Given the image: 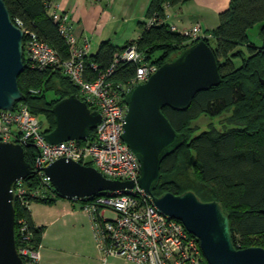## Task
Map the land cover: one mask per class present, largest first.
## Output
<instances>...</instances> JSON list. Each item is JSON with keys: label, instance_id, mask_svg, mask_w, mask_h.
<instances>
[{"label": "trees", "instance_id": "16d2710c", "mask_svg": "<svg viewBox=\"0 0 264 264\" xmlns=\"http://www.w3.org/2000/svg\"><path fill=\"white\" fill-rule=\"evenodd\" d=\"M3 1L13 21L23 30L37 34L54 47L62 59L69 57L68 47L44 0ZM185 1L151 0L146 19L139 22L141 35L138 39L122 47L103 42L97 53L89 55L87 64L99 66L96 72L89 70L91 77L96 78L100 71L111 67L116 55L133 44L146 61L161 67L199 42H188L181 32L172 31V25L168 23L167 10ZM167 3L170 5L168 9L165 8ZM153 16L158 18V24L148 28L146 20ZM257 26L260 45L253 43L249 35L250 30ZM203 40L215 52L222 81L219 86L198 93L187 109H163L174 128L184 133L186 138L163 161L161 179L154 194L194 192L204 202L217 201L229 216L236 248H264V0H231L230 7L220 14L219 25L211 38ZM25 41L26 37L24 44ZM157 52L160 57L153 60ZM238 60L240 66L236 65ZM24 62L25 70L18 79L24 99L19 103L26 105L38 117L45 134L50 133L56 128L52 112L54 106L73 95L83 98L60 68L32 69L27 64L26 53ZM136 68L132 62H120L111 78L130 81L135 77ZM49 93L53 94L50 99ZM202 115L225 117L221 120L222 127L211 124L207 131L193 136L191 123ZM94 135L95 129L91 130L90 138L93 139ZM36 156L33 146L25 148L26 160L33 168ZM181 164L185 167L191 165L196 181L183 174L179 169ZM25 183L28 187H37L40 178L33 174ZM55 194L56 198L34 199L33 202L53 204L61 198L57 191ZM19 217H25L29 223L31 246L40 248L46 228L36 226L30 208H24L16 201V223ZM16 237L19 246L17 227ZM203 264L208 263L204 260Z\"/></svg>", "mask_w": 264, "mask_h": 264}, {"label": "water", "instance_id": "95a60500", "mask_svg": "<svg viewBox=\"0 0 264 264\" xmlns=\"http://www.w3.org/2000/svg\"><path fill=\"white\" fill-rule=\"evenodd\" d=\"M24 30L16 24L5 2L0 0V110L13 111L24 99L18 79L24 72ZM214 50L201 40L162 65L150 79L130 89L125 96L128 112L122 139L141 164L138 186L153 198L164 214L183 223L200 241L208 264H264V248L238 249L234 245L230 219L217 201L204 202L194 192L156 196L163 161L184 142L163 113L165 107L187 109L200 92L221 84ZM56 128L46 134L50 144L86 140L101 123V113L73 95L52 110ZM30 147V146H29ZM44 171L61 198H89L105 191L133 189L134 181L112 180L95 167L71 159H59ZM35 174L17 143H0V264H25L16 237L17 182Z\"/></svg>", "mask_w": 264, "mask_h": 264}, {"label": "built area", "instance_id": "2783aa9c", "mask_svg": "<svg viewBox=\"0 0 264 264\" xmlns=\"http://www.w3.org/2000/svg\"><path fill=\"white\" fill-rule=\"evenodd\" d=\"M112 1L109 0L110 3ZM44 2L68 47L69 57L62 59L58 51L37 34L24 30L27 64L41 71L60 68L92 110L101 113L102 119L93 139L89 136L86 140L53 145L46 140L38 117L23 103L18 102L13 111L0 110V143L13 142L24 148L33 146L37 151L33 169L40 178V184L28 187L25 180L17 182L14 187L16 201L20 206L30 208L34 199L56 198V189L44 168L59 159L93 166L109 179L136 183L135 188L129 190L105 191L89 198L68 199L73 206H80L92 217L100 260L104 264L111 258H122L135 264H203L205 257L198 238L189 233L182 222L161 212L153 198L138 186L141 164L122 139L128 112L124 101L126 94L133 87L146 83L160 67L146 61L133 44L116 55L111 67L92 78L89 70L96 72L99 66L87 64L91 40L75 32L68 12L59 10L54 1ZM169 7L168 3L165 4L166 9ZM157 24L156 16L146 20L148 28ZM171 30L178 32L175 26ZM181 34L190 43L211 37L203 32L200 24ZM120 62H132L137 66L132 80L121 82L111 78ZM108 212H114L115 217H107ZM16 227L20 256L25 264H39L40 248L35 249L30 244L32 233L26 218L19 217Z\"/></svg>", "mask_w": 264, "mask_h": 264}, {"label": "crops", "instance_id": "0c3cea01", "mask_svg": "<svg viewBox=\"0 0 264 264\" xmlns=\"http://www.w3.org/2000/svg\"><path fill=\"white\" fill-rule=\"evenodd\" d=\"M54 2L59 10L69 13L75 32L81 37H88L91 40V48L99 50L101 44L107 41L119 46L113 43L117 35L113 29L121 19L125 22H137L139 27V22L146 19L151 0H113L111 3L109 0H54ZM230 4L231 0H186L183 4L167 10L169 15L167 20L179 32L200 24L204 33L212 35L219 25L220 14L226 11ZM130 41L134 40H125L124 45ZM53 206L61 209L55 210L54 216H58L55 218L52 216L49 220L44 219L41 214L43 209H46L44 206L30 207L35 225L46 228L40 245L39 264H104L100 260V252L96 250L97 244L93 242L95 230L92 217L81 207L73 206L70 201L58 200L51 205ZM49 209L52 211L53 208ZM70 219L74 221L76 227L81 226L80 232L89 237L88 242L90 247H93L91 251H94L92 254L74 255L72 252L77 243V236L68 232ZM107 264L135 263L121 258H111Z\"/></svg>", "mask_w": 264, "mask_h": 264}, {"label": "rangeland", "instance_id": "374dc122", "mask_svg": "<svg viewBox=\"0 0 264 264\" xmlns=\"http://www.w3.org/2000/svg\"><path fill=\"white\" fill-rule=\"evenodd\" d=\"M113 32L117 33V35L115 36L117 40L116 39L113 40V43L119 45L120 47L124 46L125 40L127 41L128 39H133V40L138 39V37L140 36V33H141L137 22H135V23L129 22V21L125 22L123 19H121L120 22L117 23V25L113 29ZM249 35H250L251 41L253 43H255L257 45H260L262 43L261 39L259 37V27L258 26L255 27L254 29L250 30ZM92 46H93V44H92ZM91 49H93L92 50L93 54L97 53V51H98V49L97 48L95 49V47L94 48L92 47ZM159 57H160V54H159V52H157L153 56L152 59L156 60ZM236 65L240 66L239 60L236 62ZM52 95H53L52 93H49L48 98L50 99L52 97ZM223 118H225V117L211 118L207 115H202L201 117H199L198 119L194 120L191 123L193 136L198 135L204 131H207L211 124H213L217 128L222 127L221 126V120H223ZM179 169L184 172L183 174H187V176H189V178L191 180L196 181V175H195L194 170L192 169L191 165L185 167L184 165L181 164ZM58 200L69 202V200L66 198H60ZM37 204H39V205H37ZM31 205H33V207L40 206V205L42 206V208L45 207L46 209H43V211L41 209V211H42L41 214L44 217V219H46V220H49V219H51L52 216H54L55 210L61 209V207H57V206L51 207V205H53V204H45V203H40V202H33ZM78 207H80V206H78ZM49 208H53L52 211ZM38 212H40V211H38ZM57 216L58 215L54 216L53 218H55ZM106 216L109 218H113V217H115V213L114 212H108ZM69 225H70L69 230H68L69 234L70 235L75 234L77 236V243H76L74 249L72 250L74 255L92 254V252H94V251H91L93 247L92 246L90 247V243L88 242L89 237L85 236L82 231L80 232L81 226L76 227L74 225V221L71 219H70ZM93 237H94L93 242H95V245H96L97 240H96V236H95V231L93 232ZM96 250H98L97 245H96Z\"/></svg>", "mask_w": 264, "mask_h": 264}]
</instances>
